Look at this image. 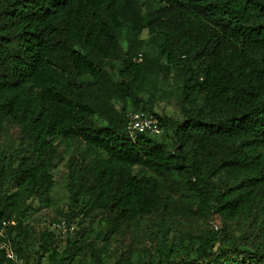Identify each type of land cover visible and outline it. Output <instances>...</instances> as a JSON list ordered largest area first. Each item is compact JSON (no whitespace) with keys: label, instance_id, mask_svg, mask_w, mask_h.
<instances>
[{"label":"trees","instance_id":"trees-1","mask_svg":"<svg viewBox=\"0 0 264 264\" xmlns=\"http://www.w3.org/2000/svg\"><path fill=\"white\" fill-rule=\"evenodd\" d=\"M159 74L176 84L179 119L142 96ZM129 110L153 113L162 133L131 138ZM7 118L17 136L0 159V227L10 222L23 259L27 209L9 189L44 198L58 141L74 140L65 220L98 214L106 239L156 212L165 244L177 195L195 215L232 224L191 234L186 256L156 264H264V0H0V132ZM39 248L42 264H71L86 246L44 229Z\"/></svg>","mask_w":264,"mask_h":264},{"label":"rangeland","instance_id":"rangeland-1","mask_svg":"<svg viewBox=\"0 0 264 264\" xmlns=\"http://www.w3.org/2000/svg\"><path fill=\"white\" fill-rule=\"evenodd\" d=\"M141 36L145 38L146 31H143ZM148 48L144 47V49ZM142 96L152 101V108L158 114H165L173 119L181 117L177 103L179 93L170 75L166 77L161 74L151 75ZM16 136L17 124L12 118H7L3 123V130L0 132V159L14 154ZM159 138L169 142L172 140L168 131H165ZM57 144L62 160L52 170L55 183L44 198H31L24 189L16 190L13 187L9 189L10 192L15 193L17 200L27 209L23 219L24 233L21 236V248L27 256L26 259H23L24 264L48 262L47 252L39 248L41 232L47 229L58 233L56 224L65 218L64 212L68 202L66 165L68 158L71 155H76L77 150L74 140H60ZM133 170L134 172L141 171L138 166H135ZM148 173L155 175L151 171ZM7 180L6 177L4 185L7 184ZM162 191L168 192L164 188ZM170 202L166 217L165 244L160 239L163 230H160L161 226L157 221L156 212L144 214L136 220L122 224L115 233L106 239L101 238L102 233L100 232H104L105 224L102 219H99L98 214H92L91 223L87 220L81 225L78 224L77 218H71L69 222L74 225L75 229L70 236L83 241L86 246V249L71 261V264H91V251H98L104 264L118 262L120 264H156L159 258L165 256L169 259H178L187 255L191 234L208 232L214 226L221 227L232 224L231 220L217 215L208 217L195 215L189 209V204L177 195H174ZM0 264L13 263L2 259Z\"/></svg>","mask_w":264,"mask_h":264},{"label":"built area","instance_id":"built-area-1","mask_svg":"<svg viewBox=\"0 0 264 264\" xmlns=\"http://www.w3.org/2000/svg\"><path fill=\"white\" fill-rule=\"evenodd\" d=\"M133 60L135 62H141L142 53L138 52L133 56ZM126 131L131 138H134L138 132L159 135L162 133L163 128L158 118L153 113L142 110H129L126 112ZM9 223L8 221H3L0 227V251H2L4 257L13 264H24L23 258L17 254L8 238L5 228ZM56 228L63 237L70 236L75 229L74 225L65 219L58 221Z\"/></svg>","mask_w":264,"mask_h":264}]
</instances>
